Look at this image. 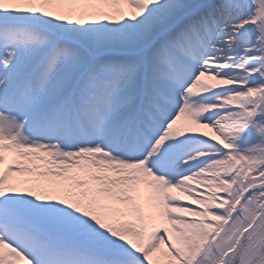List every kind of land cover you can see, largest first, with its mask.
<instances>
[{
	"label": "snow or ice",
	"instance_id": "1",
	"mask_svg": "<svg viewBox=\"0 0 264 264\" xmlns=\"http://www.w3.org/2000/svg\"><path fill=\"white\" fill-rule=\"evenodd\" d=\"M0 264H264V0H0Z\"/></svg>",
	"mask_w": 264,
	"mask_h": 264
},
{
	"label": "rangeland",
	"instance_id": "2",
	"mask_svg": "<svg viewBox=\"0 0 264 264\" xmlns=\"http://www.w3.org/2000/svg\"><path fill=\"white\" fill-rule=\"evenodd\" d=\"M193 183H195V182H193ZM180 195H184L183 193H180Z\"/></svg>",
	"mask_w": 264,
	"mask_h": 264
}]
</instances>
